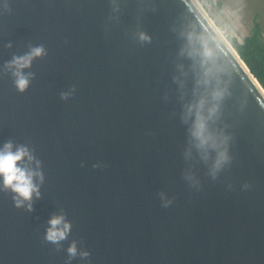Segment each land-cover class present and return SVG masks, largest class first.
I'll return each mask as SVG.
<instances>
[{"label":"water","instance_id":"95a60500","mask_svg":"<svg viewBox=\"0 0 264 264\" xmlns=\"http://www.w3.org/2000/svg\"><path fill=\"white\" fill-rule=\"evenodd\" d=\"M6 2L0 68L45 50L23 92L0 71V144L27 141L44 177L31 206L0 191V264H264V88L240 56L218 121L231 162L213 178L188 154L180 33L211 27L195 1ZM60 213L71 226L57 244L45 233Z\"/></svg>","mask_w":264,"mask_h":264},{"label":"clouds","instance_id":"9594fccd","mask_svg":"<svg viewBox=\"0 0 264 264\" xmlns=\"http://www.w3.org/2000/svg\"><path fill=\"white\" fill-rule=\"evenodd\" d=\"M0 4L4 11L8 10L6 0H0ZM193 7L201 16L211 20V27L197 31L195 26L190 25L180 33L184 39L180 54L191 60L194 81L192 99L184 105L182 119L188 125V154L195 149L200 158L208 163L209 173L215 178L232 159L229 151L231 134L220 127L218 121L223 115V102L231 94L229 78L234 69L229 57L239 59V53L230 42L234 31L228 23L221 21L223 9L217 6L219 11L214 15L209 11L211 6L207 0H195ZM137 36L141 41L150 39L143 31ZM44 50L43 43H38L23 55H13L0 71L10 72L14 86L23 92L32 76V73L24 70L30 67L34 58L43 55ZM225 52L228 56L224 55ZM180 83L183 86L184 82ZM61 92L69 95L64 89ZM40 161L41 158L27 141L13 143L8 140L0 144V191L10 190L17 204L27 201L28 206H31L33 193L39 194L40 181L44 177ZM186 175L189 180H193L190 172ZM70 226L63 213L53 215L49 218L45 239L58 244L66 238ZM77 251L73 242L68 248L70 257L75 256ZM80 254L88 255L87 252Z\"/></svg>","mask_w":264,"mask_h":264},{"label":"rangeland","instance_id":"374dc122","mask_svg":"<svg viewBox=\"0 0 264 264\" xmlns=\"http://www.w3.org/2000/svg\"><path fill=\"white\" fill-rule=\"evenodd\" d=\"M211 6L209 10L214 15L218 13L217 6L223 9L221 21L229 24L237 42L241 43L244 37L249 36L253 30L254 21L261 28V39L264 43V0H207Z\"/></svg>","mask_w":264,"mask_h":264},{"label":"trees","instance_id":"16d2710c","mask_svg":"<svg viewBox=\"0 0 264 264\" xmlns=\"http://www.w3.org/2000/svg\"><path fill=\"white\" fill-rule=\"evenodd\" d=\"M231 44L264 88V43L259 23L254 21L251 34L244 37L241 43L232 38Z\"/></svg>","mask_w":264,"mask_h":264},{"label":"bare ground","instance_id":"6f19581e","mask_svg":"<svg viewBox=\"0 0 264 264\" xmlns=\"http://www.w3.org/2000/svg\"><path fill=\"white\" fill-rule=\"evenodd\" d=\"M195 1V0H194ZM207 17V16H206ZM208 18V17H207ZM209 19V18H208ZM210 23H211V20L209 19Z\"/></svg>","mask_w":264,"mask_h":264}]
</instances>
